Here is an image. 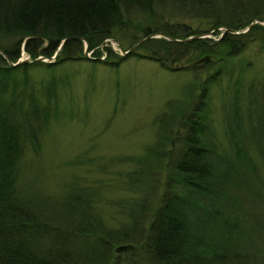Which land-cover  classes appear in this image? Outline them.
Segmentation results:
<instances>
[{"label": "trees", "instance_id": "trees-1", "mask_svg": "<svg viewBox=\"0 0 264 264\" xmlns=\"http://www.w3.org/2000/svg\"><path fill=\"white\" fill-rule=\"evenodd\" d=\"M165 5L208 20V28L194 32L184 24H155ZM136 15L149 25L129 37L131 46L157 34L183 41L219 28L243 31L255 20L264 22V0H0V264H264V214L246 209L264 193V79L246 87L239 70L221 109L220 134L207 102L211 86L235 74L223 59L211 58L239 56L251 32L264 39L260 24L243 35L226 32L216 42L148 38L114 61L105 48L102 63L111 67L135 56L193 76L187 100L179 108L165 105L155 117L158 132L145 153L115 159L133 166L119 177L127 197L109 204L117 227L99 223L105 186L73 180L54 202L49 198V208L22 194L21 160L26 146L37 152L40 133L57 116V85L52 78L39 94L28 93L29 70L41 62L7 61L17 62L22 44L32 59L49 57L63 39L56 61L46 68L88 61L81 55L85 42L96 53L104 40H117ZM87 162L95 160L82 155L69 165Z\"/></svg>", "mask_w": 264, "mask_h": 264}, {"label": "rangeland", "instance_id": "rangeland-1", "mask_svg": "<svg viewBox=\"0 0 264 264\" xmlns=\"http://www.w3.org/2000/svg\"><path fill=\"white\" fill-rule=\"evenodd\" d=\"M136 16L117 35L116 42L122 51L133 46L129 39L131 35L140 36L141 29L149 25V19ZM156 17L155 24L159 26L184 24L194 32L208 28V20L178 10L172 5L159 7ZM225 33L221 28L205 37L216 42ZM246 41L242 53L235 58L226 59L218 54L211 58L217 63L223 59L227 62L224 68L235 72L232 77L222 76L210 88L208 109L212 126L218 134L222 131L221 109L233 93L239 70L243 68L240 76L246 87L249 83L264 79V39L254 31ZM23 46L17 62H27L20 65L41 62L29 70L28 93L32 91L39 94L43 84L54 78L57 85V116L52 117L40 133L36 153L32 147L26 146L21 160L22 194L25 192L29 199L41 201V205L49 208V198L54 202L56 197L64 194L73 180L77 179L86 186H105L104 191L101 190L104 200L97 206L101 220L99 223L106 228L117 227L119 220L113 217L109 204L111 200L118 201L127 197V193L118 187L119 180L121 174L133 170V166L117 165L115 159L121 156L140 157L145 153L158 132L155 117L160 116L165 105L179 108V104L187 100L186 91L193 85L192 73L186 69L175 72L162 70L158 64L135 56L126 57L119 67H111L102 63L107 58L106 47L115 56L112 61L127 56L122 55L112 41L96 53L95 49L91 52L83 49L81 55L88 61L78 59L49 70L45 64L54 63L61 50L56 56L55 51L49 57L39 55L44 59L33 61L39 57L32 59ZM45 47L46 43L43 45ZM82 155L95 162L77 167L69 165L70 161ZM256 157L259 159L258 155ZM262 196L255 203L249 202L250 206L246 209L250 214H264L263 192ZM234 204L237 206L235 200Z\"/></svg>", "mask_w": 264, "mask_h": 264}, {"label": "water", "instance_id": "water-1", "mask_svg": "<svg viewBox=\"0 0 264 264\" xmlns=\"http://www.w3.org/2000/svg\"><path fill=\"white\" fill-rule=\"evenodd\" d=\"M258 23H260V24H263V26H264V22H262V21H257V20H255V21H253V22H251L249 25H248V27L246 28V29H244L243 31H235V30H232V29H224V31H226V32H229V33H231V34H236V35H241V34H245V33H247L255 24H258ZM206 36V34H204V35H197V36H192V37H189V38H187V39H185V40H177V39H172V38H170V37H168V36H166V35H164V34H159L158 36H148L147 38H142L141 40H139L138 42H136L130 49H128L127 51H122V49L119 47V44H118V42H116L115 40H112V42L113 43H115L117 46H118V48H119V50H120V52L122 53V55L124 54V55H128L129 53H131L132 51H134L138 46H139V44L140 43H142L144 40H146V39H148V38H164V39H166V40H168V41H171V42H187V41H190V40H193V39H198V38H208V37H205ZM64 43H65V40H63L62 41V43L59 45V48L57 49V51H56V53H55V56L58 54V52L61 50V48L63 47V45H64ZM85 45H86V48H87V43L85 42ZM105 44H103L102 45V47L104 46ZM42 59H44V58H41V57H39L38 59H35V60H33V61H38V60H42ZM207 59H209V57L208 56H205V57H203V58H201V59H199L198 61H196L195 63H201V62H203V61H205V60H207ZM27 61H25V60H20L19 62H17L16 64H12V63H9L10 64V66H17V65H20V64H22V63H26Z\"/></svg>", "mask_w": 264, "mask_h": 264}, {"label": "bare ground", "instance_id": "bare-ground-1", "mask_svg": "<svg viewBox=\"0 0 264 264\" xmlns=\"http://www.w3.org/2000/svg\"><path fill=\"white\" fill-rule=\"evenodd\" d=\"M219 29H221V28H219ZM223 29H225V28H223ZM158 35H159V34H157V35H155V36H158ZM155 38H156V37H155ZM63 40L66 41L67 39H63ZM63 40H62V41H63ZM112 40H113V39H106V40H104V41L100 44V48L102 49V45H103V44L106 45L107 43L111 42ZM62 41L59 43V45L62 43ZM83 41H84V40H83ZM115 41H116V40H115ZM84 42H85V41H84ZM59 45H58V46H59ZM57 49H58V47H57ZM57 49H56V51H57ZM84 49L86 50L85 52L88 51V48H84ZM85 52H84V53H85ZM88 52H91V51H88ZM38 57H39V56H38ZM38 57H37V58H38ZM4 58L7 60V57H6V56H4ZM7 62L10 63L9 60H8ZM12 64H16V62H15V63H12ZM9 65H10V64H9Z\"/></svg>", "mask_w": 264, "mask_h": 264}]
</instances>
